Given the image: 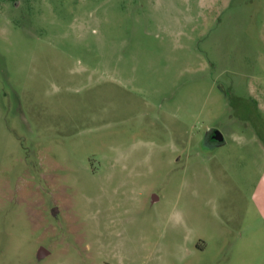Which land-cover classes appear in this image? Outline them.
<instances>
[{"label":"rangeland","instance_id":"1","mask_svg":"<svg viewBox=\"0 0 264 264\" xmlns=\"http://www.w3.org/2000/svg\"><path fill=\"white\" fill-rule=\"evenodd\" d=\"M0 264H264V0H0Z\"/></svg>","mask_w":264,"mask_h":264},{"label":"flooded vegetation","instance_id":"2","mask_svg":"<svg viewBox=\"0 0 264 264\" xmlns=\"http://www.w3.org/2000/svg\"><path fill=\"white\" fill-rule=\"evenodd\" d=\"M216 130H217V129H215V128H211V129H209V130L207 131V133H206V138H207V140H208L209 142H212V143H219V142H217L216 139H215V133H216ZM53 213H54V212L52 211V215H54ZM41 253H42L43 257H45V256H47V255L49 254V251H48L47 249H44V250H41ZM43 257H42V258H43Z\"/></svg>","mask_w":264,"mask_h":264},{"label":"water","instance_id":"3","mask_svg":"<svg viewBox=\"0 0 264 264\" xmlns=\"http://www.w3.org/2000/svg\"><path fill=\"white\" fill-rule=\"evenodd\" d=\"M215 139H216V141L219 142L220 144L224 143V140H225L223 134H222L221 131H219V130H216V133H215ZM44 249H45V248H43V247L40 248L39 253H38V257H39V258H42V257H43V255H42V253H41V250H44Z\"/></svg>","mask_w":264,"mask_h":264}]
</instances>
